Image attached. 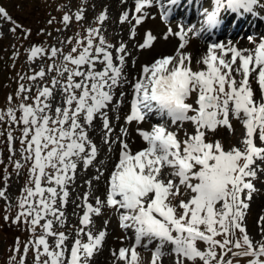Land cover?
<instances>
[{"label": "snow or ice", "instance_id": "1", "mask_svg": "<svg viewBox=\"0 0 264 264\" xmlns=\"http://www.w3.org/2000/svg\"><path fill=\"white\" fill-rule=\"evenodd\" d=\"M178 3L135 0V21H143L148 14L146 6L154 4L167 20ZM262 3L264 0H212L210 7L198 6L199 26L193 23L185 28L183 21L178 26L175 34L181 44L177 51L142 65L132 84L131 109L125 119L142 122L149 114L160 119L148 129L137 128L145 141L138 150H133L126 138L112 137L114 126L107 110L115 100L116 88L130 82L125 72L130 53L123 41L117 46L102 32L106 9L96 17L95 25L64 38L71 43L67 50L63 41L58 46L36 43L29 47V59H53L34 70L28 79L36 83L38 77H45L46 68L56 74L42 87L37 85L35 97L27 95L32 84L20 83L16 93L20 102L13 107L10 95L6 111L0 110V116L10 125L15 122L21 132L24 157L14 161L17 175L28 164L17 214L11 219L17 223L23 219L32 238L24 244L22 254L17 238L14 255L9 257L11 264H26L30 248L35 252L36 264H92L107 234V228L95 229L92 217L105 206L115 207L121 225L135 230V242L118 251V258L125 264H140L138 246L147 249L153 240L158 243L152 249L151 264H163L161 257L169 254L166 245L175 254V264H264V225L257 240L246 221L256 191L254 180L264 171V36L256 40L255 34L249 35L254 44L251 48H241L231 40L227 44L210 41L196 61L203 65L198 68L192 66L191 52L182 51L189 34L204 36L221 26L227 14H255ZM0 13L13 19L2 7ZM85 18L82 7L75 13L65 12L62 21L67 29L74 19ZM129 19V11L120 16L121 21ZM171 32L169 27L165 38ZM156 39L148 30L139 46H150ZM250 77L258 81V97ZM194 93L195 98L189 102ZM124 96L121 91L115 102L122 104ZM232 116L245 126L239 144L225 147L220 139L207 138L206 133L218 126L231 129ZM97 117L101 118L102 138L109 149L117 142L121 145L106 180L105 199L94 197L95 203L88 200L89 180V192L83 198L85 211L80 224L73 226L75 234L72 230H56L54 224L67 223L63 208L69 200L68 185L75 179L80 162L83 167H95L98 176L107 170L96 161L100 149L90 136ZM185 122L191 123L193 131L184 128L181 137ZM121 132L127 136L126 128L122 127ZM9 139H14L11 131ZM181 185L192 194L174 204L172 200L181 193ZM0 197L8 198L6 189H0ZM6 207L10 209V201ZM260 219L264 221V217ZM38 225L41 232L36 235ZM50 236L55 240L50 241Z\"/></svg>", "mask_w": 264, "mask_h": 264}, {"label": "rangeland", "instance_id": "2", "mask_svg": "<svg viewBox=\"0 0 264 264\" xmlns=\"http://www.w3.org/2000/svg\"><path fill=\"white\" fill-rule=\"evenodd\" d=\"M179 2L183 3V6H185L188 1L184 2L179 0ZM202 2H204V0H196L193 5L192 4L190 5L192 8H194V12L198 11L197 7ZM82 7L83 10L85 11L86 18L83 19L82 21H78L74 19L67 29H65L64 25H62L60 28L57 29L55 33H53V35H51L52 40L48 45L58 46L59 42L63 41L65 43V48L67 50V48L71 47V43L64 41V38L73 35L74 32H81L90 25H95L97 23L96 17L99 15L101 11L106 9L108 15L105 21L102 22L101 30L108 36L109 40L112 43L116 44L117 46L121 41H123L126 44L127 51L130 53V55H128L127 57L134 66V67L132 66L133 67V69L131 70L132 73H130V77H129L130 82L133 83L137 78V74L141 71L142 65H144L145 63L152 62L158 56L165 54H174L177 51V48L181 44V39L175 33L179 31L178 26L182 22L180 19L181 18L183 19L184 16H188V14H184V15L179 14L177 15L178 17L177 16L174 17V20H180V21L175 22L174 20H172V15H171L173 13L172 12L169 18L166 20L163 17L158 5L155 6L152 5V6H146L145 10L147 11L148 14L143 21L137 24L135 21V15H136L135 0H66V9L68 10V12L75 13L77 9ZM124 11H129L130 19L128 21L120 20V16ZM186 20L187 19H183L185 27H187V23L190 24L195 23L197 24V26H199L197 19L193 20L191 18L190 21L185 22ZM133 26H135L134 36L132 35ZM169 27H171L172 32L169 33L168 36L165 38L164 33L168 32ZM148 30H151L152 33L157 37V39L154 40L150 46H145L144 48H141L139 45L142 44L146 39V34ZM0 35H3L9 39V42H11L10 48L12 51H15V49H19L18 48L19 46L17 44L14 45V41L16 40V37L15 35L11 34L10 21L5 17H0ZM188 41L189 42L184 46L182 51L191 52L193 68L202 67L203 65L197 64L196 61L205 53L207 47L209 46V42L211 40L205 39L204 36L189 34ZM232 43L241 48L254 47L252 41H249V43H245V44L242 42L239 43L232 42ZM52 59L53 58L51 57H43V58L37 57L33 60L24 56L20 59L19 63L17 60L16 65L18 63L17 66L21 67L22 73L19 77V81H17L13 90L10 82L3 81L5 77L2 76L3 71L0 69V110L6 111L7 107L9 106L8 97L10 95L12 96V100L14 102L13 104L17 105L20 102V97L16 95L19 88V86L17 87L18 82L21 83L23 82L25 85L32 84V87L30 91L27 93V95L31 97H35L37 95V85L39 84V86L42 87L43 84L46 81H50L51 76H54L56 73L55 71L46 68L45 77L44 78L38 77L37 82L34 83L30 79H28V77H30L31 74L26 75L24 70L29 69V70L38 71L39 67L46 66V63H51ZM6 80L11 81L10 79H6ZM250 81L255 90V94L258 97L260 94V90H258L259 89L258 81L253 80L251 77H250ZM132 94H133V89L131 88L130 90L131 100H132ZM118 100L119 98L115 97L114 102L109 105V109L107 110V114L115 129L112 133L113 139H115V137L118 135L121 136L122 139L126 138L131 144V147L132 148L134 147L133 150H137L139 147L140 148L144 147L145 141L142 139L141 134L137 131V128L138 127H142L146 129L150 128V126L146 124L147 120H144L143 122H137L136 120L127 122L125 117L126 115L130 114L131 100L128 101L125 98L122 104H118L115 102ZM28 102H32V101L29 100ZM115 106H119L122 109L118 111ZM155 117L151 120V122L147 121V123L154 124L153 120H156ZM0 119H5V122H8V120L3 116H0ZM238 120H239L238 118L232 116L231 129L224 125L218 126L217 129L209 130L206 133L207 138L213 140L217 138L220 139L223 138L224 139L223 144L225 145V147H231L234 144H239L241 137L245 134V126L242 124L240 120L239 123H237ZM100 122L102 123V121ZM156 122L159 121H155V123ZM168 124L170 127H174L171 126L170 120H168ZM239 126L241 127L239 128ZM122 127L127 129L126 137L121 132ZM184 128H187L188 131H193L191 123L185 122L184 127H182L179 132V135L181 137L183 136ZM13 137L14 139L11 141L12 145L9 154L12 157H16V159H21L22 157H24V152L21 149V143L18 144L16 142L17 137L16 136ZM114 145H118V150L120 151L121 145L118 142ZM114 145H112L111 149L113 148ZM13 148H15L14 153L12 151ZM111 149L108 148V150ZM119 151L116 153L114 159H112V166H114L115 162L118 159ZM257 163H259V161H257ZM22 172L23 170H20V174L17 175L16 171H13L11 172V175H7L5 180L0 181V189H6L7 197H8L7 199L5 197H0V205L3 203L8 205L10 201V206H12V204H14L18 200L19 192L21 191L22 182H23ZM108 175L109 173H107L106 178L103 181L104 183L106 182ZM88 178H89L88 176L83 177L81 175H78L75 178V180H73L72 183L68 185L70 189L69 200L66 206L63 208V211L65 212L67 217V223L64 226H61L59 224H54L56 230H64V231L72 230L73 234H75V229L73 226L80 224L82 213L85 211V204L83 198L85 194L89 192L88 191L89 184L87 183ZM101 179L102 177L99 175L97 181L100 182ZM254 183L256 185V191H254L253 193V196L249 204V209L246 212V221H247V228L251 233V235L255 239L259 240L261 237V233L259 229L262 225H264V221H261L260 219L261 217H264V171L259 172L258 177L254 180ZM95 184L98 185L96 186L91 185L92 193L88 196V200L92 203L96 195L103 193L106 194L105 191L107 189L106 183L99 185V183L96 182ZM191 194L192 193L190 189L187 192H185L184 186L181 185V193L172 200V203L174 204L178 203L180 199H188ZM77 199L79 200L80 203H78ZM92 218L94 221L95 229L101 230L107 228V234L103 241V246L100 247L99 250L94 254L92 258V264H125V261L122 258H118V251L121 246L130 247L135 242V230L131 227L125 228L121 225L119 211L115 207L105 206L100 214H94ZM43 222L44 221L42 220L41 223ZM40 232L41 229L39 228L37 235H39ZM49 239L50 241H54L55 237L50 236ZM144 239L146 240V238ZM157 243L158 241L153 240L147 249H145L142 246H138L137 251L141 257L140 264H151L152 249L155 248ZM198 243L200 244V246H203V242H198ZM4 247H5V240L3 237L0 236V254L3 253ZM170 247H171L170 245H166V248L169 249V254L161 257L163 264H175V254L170 252ZM113 249L116 250L115 254L113 252ZM31 260H33V264H35V256L33 254L28 253L26 264H32ZM197 264H201V262L197 261Z\"/></svg>", "mask_w": 264, "mask_h": 264}, {"label": "bare ground", "instance_id": "3", "mask_svg": "<svg viewBox=\"0 0 264 264\" xmlns=\"http://www.w3.org/2000/svg\"><path fill=\"white\" fill-rule=\"evenodd\" d=\"M185 2V1H184ZM155 5V4H154ZM159 7V6H158ZM191 12L193 13V9L191 10ZM177 15H179V13H175L174 14V17H176ZM178 17V16H177ZM191 18H192V16L190 15V14H188V16H184V18L183 19H187V21H190L191 20ZM190 23H187V26L189 25ZM185 28H187V27H185ZM246 35H244L243 37H245ZM208 38H210L211 39V37L210 36H208ZM243 40H241V42H242ZM247 43V42H246ZM245 44V43H244ZM249 45V44H248ZM246 46V45H245ZM131 70H132V64H130V60H128V58L126 59V65H125V72L128 74V80H129V77H130V73H132L131 72ZM130 81V80H129ZM132 84H133V82H129V83H127V84H124L123 85V87L121 88V87H118V88H116V97H118V98H120L119 97V93L121 92V91H124L125 92V96H124V98H123V101L125 100V98L128 100V101H130L131 100V96H130V90H131V88H132ZM258 90H260V86H259V89ZM116 105V104H115ZM116 107V109L118 110V111H120V109H122L121 107H119V106H115ZM148 119H146L147 121H149V122H151V120L154 118V116H153V114H149L148 116ZM147 121H146V124L147 125H149L150 127H151V125L152 124H148L147 123ZM101 128H102V123L99 121V119H95V128L94 129H91L90 130V136L93 138V139H95L96 138V134H98L99 136V139L101 138V135H102V130H101ZM115 130V129H114ZM103 137V136H102ZM101 145H103L102 143H101ZM104 146V145H103ZM109 148V147H108ZM134 148V147H133ZM140 148V147H139ZM138 148V149H139ZM137 149V150H138ZM99 154H101V151L99 152ZM115 154H116V150L114 151H112V152H108V151H105V152H103L102 153V156L100 157V158H96V161L99 163V165L101 166V168L103 169V168H106L107 170L106 171H101L100 172V176L102 177V179H101V181L100 182H98L97 180H98V175H97V169L95 168V167H93V166H87V167H83V164H82V162H80V165L78 166V168H77V170H76V176H75V178L78 176V175H81V176H88L89 178H88V180H87V183H88V181L90 180L91 181V185L92 186H96V185H98V184H95L96 182L97 183H99V185L100 184H105L103 181L105 180V178H106V175H107V173H110L111 172V169H112V158L115 156ZM118 155V154H117ZM114 159V158H113ZM114 162V161H113ZM109 176V175H108ZM107 176V177H108ZM87 179V178H86ZM75 180V179H74ZM78 181V180H77ZM85 181V180H84ZM74 182H76V181H74ZM79 182H80V180H79ZM75 184V183H74ZM78 184V183H77ZM85 184V183H84ZM86 185V184H85ZM107 186V185H106ZM95 188V187H94ZM107 188V187H106ZM86 189V188H85ZM100 189V188H99ZM75 190V189H74ZM87 190V189H86ZM97 190V189H96ZM107 190V189H106ZM79 191V190H78ZM81 191V190H80ZM89 191V190H88ZM95 192V191H94ZM98 192V191H97ZM106 192V191H105ZM75 193V192H74ZM92 193V192H91ZM99 193H100V191H99ZM93 195V194H92ZM75 197V196H74ZM92 197V196H91ZM96 197H99L100 199H105V194L103 193V194H98V195H96ZM77 198V197H76ZM93 198V197H92ZM91 198V199H92ZM78 200V199H77ZM76 200V201H77ZM82 201V200H81ZM83 202V201H82ZM78 203H80L79 202V200H78ZM93 203H95V200L93 199ZM76 205V204H75ZM79 205V204H78ZM84 205V204H83ZM73 210V209H72ZM72 212V211H71ZM71 212H70V214H71ZM74 213V212H73Z\"/></svg>", "mask_w": 264, "mask_h": 264}]
</instances>
